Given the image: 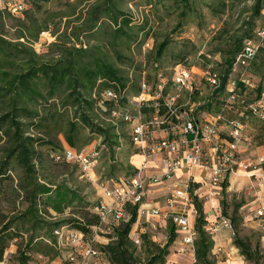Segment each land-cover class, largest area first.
<instances>
[{"label": "trees", "instance_id": "obj_1", "mask_svg": "<svg viewBox=\"0 0 264 264\" xmlns=\"http://www.w3.org/2000/svg\"><path fill=\"white\" fill-rule=\"evenodd\" d=\"M30 1L33 4L23 9L19 13L21 15L12 14L5 6L0 9V181L12 180L14 173L20 169V182L15 186L17 190L13 188V191L17 197L20 191L24 192V196L20 197L27 201L26 209L16 219L17 229L11 228L12 220L0 230V261H3L8 242L26 234L27 231L20 229L24 221H30L32 228L36 226L35 231L28 229L30 235L24 244L26 248H18L17 264H26L27 251L36 237L37 227L43 231L41 236H47L50 226L57 228L68 222L66 224L86 233L91 225L98 222V214L91 209L80 218L65 223L46 225L38 220L41 210L51 208L62 214L65 208L83 202L78 200V195L67 183L42 182L38 173L48 162V157L58 162L54 155L63 154L60 137L69 149L76 152L80 151L77 149L79 143H89L94 134L101 136L108 146L117 144L113 126L98 121L97 100L102 91L115 87V84L122 89L129 88L128 83L132 79L116 65H132L133 61L124 50L130 52L137 42H144L151 30L147 15L135 22L132 12L126 8L129 1L136 0H66L56 9L45 7L51 0ZM247 1H251L249 5ZM142 2L152 8L159 20L163 19L158 16L159 11L165 16H176L172 31L153 43L151 50L156 60L165 52L172 34L178 33L190 20L203 26L202 6L209 8L212 17L226 15L233 18L235 29L228 27L230 22L224 20L215 34L219 42L210 50L211 53H220L224 75L245 40L256 36V23L264 10V0ZM47 31L54 39L45 45L44 50L37 51L34 43ZM181 43L186 46L188 41ZM183 58L184 54L179 55V59ZM246 70L258 79L256 93L259 94L264 82L263 47L257 49ZM224 80L223 76L222 83ZM239 85L242 83L239 82ZM85 132L88 133L86 137ZM194 206L198 213L194 225L195 263L215 264L210 253L214 241L205 229L203 207L196 200ZM136 213L135 206L127 223L115 229L112 240L98 246L111 264L137 262L135 244L129 237ZM168 230L164 246L144 241L148 257L143 264L164 263L168 243L174 239L175 224L171 223ZM234 244L250 263L264 261L261 251L243 238L235 236Z\"/></svg>", "mask_w": 264, "mask_h": 264}, {"label": "rangeland", "instance_id": "obj_2", "mask_svg": "<svg viewBox=\"0 0 264 264\" xmlns=\"http://www.w3.org/2000/svg\"><path fill=\"white\" fill-rule=\"evenodd\" d=\"M22 4L25 3V8L30 7L33 3L28 0H17ZM66 0H51L45 4V7H51L50 9H56L60 3ZM74 1V0H69ZM92 1L88 0L87 2ZM143 0H136L135 2L129 1L128 10L133 14L136 21H140L143 16L147 15L148 23L150 24V32L146 35V40L140 43L137 42L135 46H132L131 51L124 50L125 55L131 58L132 65L117 64L116 66L124 70L125 75L129 76L132 81L129 83V95L137 92L138 82L144 78L149 84H152L158 73H161L168 81L171 80L174 74V68L176 64L194 66L201 68H212L218 70L221 74L224 72V65H221L222 57L220 53H211V49L216 46L219 40L215 34L218 29L223 26L224 20L230 22L228 27H233V18H228L226 15L211 16L209 8L202 6L204 14L203 26L196 25L193 21H189L178 32L172 34V40L168 44L163 55L156 60L152 54V46L155 40H161L164 35L172 31L175 25L176 16H165L163 12L159 11L158 16L162 17V20L156 17L152 8L146 6ZM211 1V0H208ZM251 1H247V5ZM5 5V0H0V9ZM14 15H21L19 13L11 12ZM263 16L259 18L256 23V32L264 27V10H262ZM235 29V27H233ZM141 35V34H140ZM143 35V34H142ZM140 37V36H139ZM54 37L47 31L41 34L39 39L34 43V48L37 51H42L45 45L52 41ZM256 39V37H255ZM188 41L186 46H182L181 41ZM148 43V45H145ZM185 55V58L179 59V55ZM204 55V57L202 56ZM242 70V69H241ZM252 79V78H251ZM253 80V79H252ZM254 82H258L255 78ZM264 81V80H263ZM173 90L172 85L169 82L167 93H171ZM203 94L207 97H211V90L203 84ZM131 94V95H132ZM252 93L247 96L250 97ZM181 103H185L186 97L182 94ZM214 97V96H213ZM199 96L195 99L198 100ZM222 98V97H220ZM213 102H219L215 99ZM98 117L102 116L99 108L97 110ZM228 116L239 117L237 109H231L228 111ZM108 116L104 118L99 117L98 121L102 124H111L110 120H106ZM244 131L243 137L239 142V154L240 161L257 160L258 157L264 158V128L261 123L254 117H247L243 119ZM112 125V124H111ZM114 132L117 135V144H111L108 146L99 135L94 134L92 141L87 144L79 143L78 148L86 153L98 152L97 161L94 168L90 171L92 178L88 177L82 171L80 164L71 160H59L54 162L50 157L47 159V163L44 164V168L40 171V181H52L54 184L67 183L69 188L75 191L78 195V200H82V203L73 204L72 206L65 208L64 213L59 214L48 210H41V214L37 219L43 221L46 225L54 224L57 222L74 221L80 218L87 212L93 205L104 199L101 189L98 186L100 180L109 182V178L117 180L119 177H125L135 172L134 168H140L142 163V156H139L136 148L132 144L129 135V126L124 123L118 122V126L112 125ZM86 133V132H85ZM88 133L85 134L86 137ZM84 139V138H83ZM61 148L65 150L68 148L63 139L59 138ZM49 158L51 160H49ZM151 161H146L143 171H148ZM197 169L192 168L191 172L196 175ZM148 173V172H146ZM21 176V170L17 169L14 173L12 180L0 181V230L4 224L10 223L12 229H17L18 220H16L20 214L26 209L27 201L24 196V192L20 191L17 197L13 188L17 190L19 182L18 177ZM1 179V178H0ZM195 186H198L195 185ZM201 194L207 193V187L205 185L200 186ZM152 191L156 193L147 197L143 207V211H138L135 215L134 222H132L129 237L135 244V255L137 256L136 264H143L147 259V251L145 249L144 241L150 240L155 245L164 246L168 239L171 223L168 219L162 220L161 216L153 215L150 206L157 204H163V200L168 195L166 191V184L159 183L154 185ZM155 196V197H154ZM157 196V197H156ZM152 199V200H151ZM199 203L203 207V217L206 220L205 229L209 232L213 238L214 245L211 249L212 258L215 260V264H252L245 259V257L239 252V248L234 244L235 236L243 238L248 241L252 247H257L261 254L264 256V177L263 172L256 171L255 176H248L245 173L237 171L233 174V177L226 183V188L220 191L219 195L211 196L208 200L198 199ZM223 201V202H222ZM78 202V201H77ZM134 207L126 204V213L132 214ZM263 210V215H257L258 209ZM225 211V212H223ZM196 207L194 202L187 208L190 222L195 225ZM229 218L232 227L227 228L223 226L222 219ZM26 219V218H25ZM68 223V222H66ZM65 223V224H66ZM126 222H118L117 226H112L110 232L100 233L97 232L94 238L96 248L100 253L97 257L91 258L82 264H111L108 257L98 247L99 244H106L110 242L114 236V231L117 227L124 225ZM41 224V223H38ZM62 224V225H65ZM42 225V224H41ZM44 226V225H43ZM32 228L30 221H24L20 225V229L26 232L19 238L9 241L3 255V261L0 264H17V252L19 249H25L24 244L28 239L30 232L28 229ZM36 226L32 228L35 231ZM51 231L46 236L43 231L37 227L36 237L32 240V245L27 251L28 259L26 264H63L65 256L68 251L73 250L74 247L71 243L60 240V244H54L55 237L52 229L55 226H50ZM174 239L168 243L167 255L163 264H196L195 253L193 248L186 247L181 243V233L175 226ZM139 240L138 243L135 240ZM37 254H41L43 259L37 258ZM260 264H264L261 261Z\"/></svg>", "mask_w": 264, "mask_h": 264}, {"label": "built area", "instance_id": "obj_3", "mask_svg": "<svg viewBox=\"0 0 264 264\" xmlns=\"http://www.w3.org/2000/svg\"><path fill=\"white\" fill-rule=\"evenodd\" d=\"M4 6L15 13L25 9V3L17 0L7 1ZM255 35L256 39L245 40L225 75L212 68L176 64L170 81L158 73L152 84L142 78L137 84L138 91L132 95L128 93L130 87L122 89L116 84L100 93L97 102L102 116L99 117L108 116L106 120L115 127L118 122L129 126L130 140L137 154L142 156L143 163L128 176L117 180L109 178V182L99 181L104 199L91 208L99 220L86 233L68 224L53 229L54 244H60L62 240L74 247L67 252L63 264H82L97 257L100 253L94 241L97 232L108 233L118 222L127 223L131 214L126 213V204L136 206L137 212L143 211L145 199L151 194L150 187L163 182H169L168 195L163 204L157 201L149 208L153 215L174 223L181 233V243L193 248L196 231L187 213L188 206L195 200H208L219 195L239 168L250 177L260 170L264 177L263 157L254 162L239 159L243 119L254 117L264 128V84L257 94V84L246 70L257 49L260 46L264 48V27ZM169 82L173 90L168 94ZM203 84L211 90V97L203 94ZM182 94L186 97L183 104L180 102ZM196 96L200 98L197 100ZM215 99L219 100L216 104L213 102ZM231 109H237L239 117L230 118L228 111ZM190 133L192 138L188 137ZM97 155L98 152L89 154L65 148L62 155L55 154L54 158L80 164L84 174L91 179L90 171L96 165ZM156 158L159 170L153 173L143 171L145 162ZM192 167L199 168L207 176L208 192L203 195L197 190L193 177L189 173L187 176L182 174ZM257 215H263L261 208ZM221 221L223 226L232 227L229 218ZM36 257L43 259L41 254Z\"/></svg>", "mask_w": 264, "mask_h": 264}, {"label": "crops", "instance_id": "obj_4", "mask_svg": "<svg viewBox=\"0 0 264 264\" xmlns=\"http://www.w3.org/2000/svg\"><path fill=\"white\" fill-rule=\"evenodd\" d=\"M248 72V71H247ZM249 74V73H248ZM250 75V74H249ZM251 78L253 79V80H255V77L254 76H251ZM257 79V78H256ZM258 82H256V84H257ZM263 84H264V82H263ZM241 153V152H240ZM141 156V155H140ZM141 158V157H140ZM139 158V155H138V159H140ZM149 165H150V168H149V170L147 171L146 170V172H148V173H153V172H156V171H158L159 170V162L157 161V158L155 159V160H151V162L149 163ZM192 168H195V169H197L196 171H197V173H196V175L195 174H193L192 172H191V169ZM192 168H190V170H188L187 171V173L185 172V173H182L183 175H186V174H190L192 177H193V179L196 181V185L198 184V187H197V190L199 191V193L201 194V192H200V189H201V187L200 186H202V185H205L206 187H207V176H206V174L205 173H203V172H201L200 171V169L199 168H197V167H192ZM187 176V175H186ZM164 184H166V191H168V188H169V182H163ZM152 187H150V191H149V193H151L150 194V196L151 195H154L155 193H156V191L155 190H153L152 191V189H151ZM226 188V186H224L221 190H224ZM157 194V193H156ZM157 195H160V194H157ZM201 195H203V194H201ZM155 197V196H154ZM157 197V196H156ZM163 220V219H162ZM1 263V262H0Z\"/></svg>", "mask_w": 264, "mask_h": 264}, {"label": "bare ground", "instance_id": "obj_5", "mask_svg": "<svg viewBox=\"0 0 264 264\" xmlns=\"http://www.w3.org/2000/svg\"><path fill=\"white\" fill-rule=\"evenodd\" d=\"M238 171H239L240 173H244V171H243L242 168H239Z\"/></svg>", "mask_w": 264, "mask_h": 264}, {"label": "water", "instance_id": "obj_6", "mask_svg": "<svg viewBox=\"0 0 264 264\" xmlns=\"http://www.w3.org/2000/svg\"><path fill=\"white\" fill-rule=\"evenodd\" d=\"M188 137H189V138H192V134H191V133H190V134H188Z\"/></svg>", "mask_w": 264, "mask_h": 264}]
</instances>
